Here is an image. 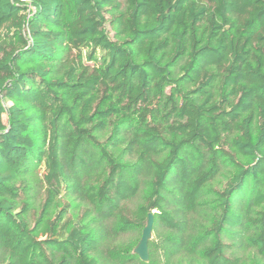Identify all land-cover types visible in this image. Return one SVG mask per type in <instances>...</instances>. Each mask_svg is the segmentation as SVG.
I'll use <instances>...</instances> for the list:
<instances>
[{
    "label": "trees",
    "instance_id": "trees-1",
    "mask_svg": "<svg viewBox=\"0 0 264 264\" xmlns=\"http://www.w3.org/2000/svg\"><path fill=\"white\" fill-rule=\"evenodd\" d=\"M184 261L264 264V0H0V264Z\"/></svg>",
    "mask_w": 264,
    "mask_h": 264
},
{
    "label": "water",
    "instance_id": "water-1",
    "mask_svg": "<svg viewBox=\"0 0 264 264\" xmlns=\"http://www.w3.org/2000/svg\"><path fill=\"white\" fill-rule=\"evenodd\" d=\"M154 212H150L146 224L142 230L141 238L134 248V254L138 255L140 260L148 262L150 257L149 243L153 239Z\"/></svg>",
    "mask_w": 264,
    "mask_h": 264
},
{
    "label": "rangeland",
    "instance_id": "rangeland-1",
    "mask_svg": "<svg viewBox=\"0 0 264 264\" xmlns=\"http://www.w3.org/2000/svg\"><path fill=\"white\" fill-rule=\"evenodd\" d=\"M126 239L129 238V241H130V244L132 245L131 246V251L133 252L134 251V248L136 247L137 243H135V239L137 238V234L135 233H130V235L126 236L125 237ZM154 238V236H153ZM134 253V252H133ZM183 264H186V261L183 262Z\"/></svg>",
    "mask_w": 264,
    "mask_h": 264
}]
</instances>
